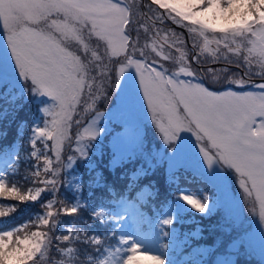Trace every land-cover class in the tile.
<instances>
[{
  "label": "snow or ice",
  "instance_id": "1",
  "mask_svg": "<svg viewBox=\"0 0 264 264\" xmlns=\"http://www.w3.org/2000/svg\"><path fill=\"white\" fill-rule=\"evenodd\" d=\"M166 21L187 29L189 36L198 34L203 47L193 41L191 55L182 51L184 33L165 29ZM142 32L153 41L154 58L145 54L148 45L140 44ZM0 38L5 43L0 52V94L17 92L10 90L19 82L20 97L28 93L47 98L41 101L42 123L30 129L31 156L37 161L33 183L43 187L22 192L0 179V196L21 202H35L44 192L53 196L44 205L49 210L38 217L39 226H48L47 231L38 227L29 232V224L0 230V264H40L45 258L48 264H165L169 244L159 245L160 253L150 255L147 247L142 249L143 241L125 230L124 216L117 211L139 201L147 187L139 183L129 182L120 193L107 186L115 204L93 208L90 216L91 224H110L105 231L68 227L66 234H52L61 213L72 216L84 207L74 167L80 159L90 158L93 142L105 132L100 127L104 113L95 111V101L108 99L111 89L116 90L115 97L124 92L129 76L147 103V117L150 113L163 145L172 149L152 157L149 167L138 171L147 176L156 163L167 160L174 177L176 163L194 151L200 162L196 169L203 172L204 164L212 169L225 197L226 174L235 176L240 190L237 202L264 223V0H0ZM210 45H215L213 62L222 60L224 67L198 68ZM168 61L179 64L178 70L165 67ZM228 64L244 69L243 73L233 72ZM208 72L213 74L211 82ZM254 76L259 79L253 80ZM138 125L129 126H136L138 132ZM182 133L194 137L191 145ZM73 139L74 154L65 164L61 154ZM133 143L135 147L127 152L112 147L113 170L143 155L142 139L137 135ZM90 168L96 170L95 165ZM137 179L134 173L133 180ZM65 185L73 190L75 202L54 213V204H64L55 197ZM93 186L106 187L102 172L96 171ZM179 199L205 215L216 207L208 195L197 197L180 190ZM15 211L0 206V217ZM173 215L159 222L160 236H170ZM214 264L235 261L225 255Z\"/></svg>",
  "mask_w": 264,
  "mask_h": 264
},
{
  "label": "rangeland",
  "instance_id": "2",
  "mask_svg": "<svg viewBox=\"0 0 264 264\" xmlns=\"http://www.w3.org/2000/svg\"><path fill=\"white\" fill-rule=\"evenodd\" d=\"M163 27L165 29H172L177 34L184 33V35L181 36V39L185 41V45L181 49L182 51H187L191 55L193 51L191 44L193 41H196L201 48L203 47V38L199 37L198 34H191V36H189L187 34V29L181 28L180 26L173 24L171 21H166ZM152 43V39L146 37L142 32L140 44L142 46L145 44L148 45V47L145 48V54L150 59L155 57V53H153L151 49ZM4 48L5 43L3 39L0 38V52H3ZM213 49H215V45H210L209 49L201 54L202 63L198 68L218 69L226 65V62H223L222 60L213 62ZM196 51H199V49H196ZM165 54H167V49L165 50ZM173 54L176 57H179L180 53L173 49ZM164 63L165 67L169 68L170 71H176L180 66L173 61ZM227 67L238 74H242L244 71V69L237 68L234 64H228ZM207 79L209 82L212 81L213 74L211 72L207 73ZM258 79V77H253V80ZM21 87L22 85L18 82L14 89L10 90V92H17L12 93L11 95H9L8 92L0 94V122L3 123L8 121L11 117L15 118L18 115L26 116L29 114L34 115V122L31 125L32 128L34 123H42L43 113L41 112V108L43 105L41 101L46 100L47 98L30 95L28 93H25L20 97L18 90ZM213 87H219V85L214 84ZM249 87H251V85ZM115 91V89L108 91V99L95 101V111L104 113V116L100 117V127L105 128V132L101 134V137H99L96 142H93V147L90 149V158L80 159L76 166L84 164V160H88V162L93 165L102 164L109 156H112V147L115 148L121 146L125 152L133 149L135 147L133 141L137 135L143 141L144 152L142 156L133 159L132 161L137 162L140 166H143V168L149 167V162H152V157H158L159 154L165 151L168 153L172 152V149L165 148L162 139L159 138V134L151 124L150 113H148L147 117V103L145 101L144 104L142 97L139 94V90L133 82V77L129 76L127 78L124 92L115 97ZM86 99H88V102H91L90 98ZM83 107L84 105L82 104L80 106L81 113L83 112ZM95 111L85 114L86 117L94 115ZM21 112L22 114H20ZM130 124H139L138 132L137 127L129 126ZM30 129L27 130L25 128L24 130V128H22L20 131V136L25 137L23 140L25 149H28L30 146ZM1 130L0 125V132ZM76 131L77 129L75 125H73L71 130L73 137ZM181 135L185 137V141L190 145L194 141V137L189 133H182ZM108 136L109 138H107ZM37 146L40 147L39 145ZM74 148L75 140L73 139L71 147H69L68 144L65 145L63 154L73 155ZM29 149L31 152L33 151L32 148ZM21 151V144L18 141L13 147L9 146L0 149V179H3L8 187L16 186L18 189H21L23 187V175L29 171L28 166L20 167L22 165L19 159L20 155L23 160L25 158L30 159L31 156L29 153H22ZM149 153H151V155H149ZM49 154L55 159L54 154ZM13 157L17 158L14 160ZM63 160L67 163V158H63ZM198 167H200V162L196 159L195 152L192 151L187 158L176 163L175 170L179 168L191 170L193 173L205 179L208 183L214 186L216 190V195L213 200L209 198V203L215 205L222 203L221 206L216 209L215 213L206 215L208 233L213 235L214 242L218 244L219 250L216 251L213 256L210 254L209 258L203 261L204 264H214V261L220 259V256L222 255L233 257L237 256V254L246 257L247 260L244 262L247 264H264V223L259 221L258 215L254 216L248 211L247 205L243 203L239 204V202H237V197L240 196V190L238 184L235 183V176L231 172L226 174L228 177L229 194L225 197L218 186L213 170L208 169L206 164L203 165V172L196 169ZM162 168H165L167 173L171 171L167 160L159 161L156 163L155 167L151 168L149 171L155 172V175H157ZM216 172L223 174V170L219 168L216 169ZM20 174L21 178L19 177ZM40 185L42 184H37V186ZM21 190L23 191V189ZM27 191L28 190L24 192ZM148 191H150V189H145L140 197L141 200L146 199ZM184 193L193 194L197 197L208 195L205 191L198 193L191 190H184ZM49 194L50 192H44L41 194V197H49ZM217 201L219 202L217 203ZM178 205L181 207H177ZM166 208L167 209L164 213H161L154 218L149 214H144L137 202L127 208L117 209V211L124 216L123 226L125 230L134 233L140 240H142V249L147 247L150 250V255L159 254L161 251L159 245L164 244L165 239L167 238L159 235V222L173 213L174 221L179 214H182L187 208H191V206L187 205L186 202L181 201L178 197L175 203H172ZM52 210L56 213L58 207L54 208L53 206ZM145 237H147V239H145ZM153 240L155 243H150V241ZM221 245H223V247H221ZM199 252V250L195 249L194 254L197 256ZM187 257V254L183 255L176 263H179L182 259L185 260Z\"/></svg>",
  "mask_w": 264,
  "mask_h": 264
},
{
  "label": "trees",
  "instance_id": "3",
  "mask_svg": "<svg viewBox=\"0 0 264 264\" xmlns=\"http://www.w3.org/2000/svg\"><path fill=\"white\" fill-rule=\"evenodd\" d=\"M22 114V112L20 113ZM30 116V117H29ZM34 115H18L17 117H11L8 121L0 122L1 132H0V149L12 146L18 141L21 144V152L29 153L31 156V148L25 149L23 143L24 136H20V131L22 128L28 130L31 128ZM30 127V128H29ZM23 130V131H24ZM109 138V136L107 137ZM39 146H41L38 143ZM63 158H67L68 155L61 154ZM109 156L107 160L103 161L102 164H94L96 170L93 171L90 168L88 160H84V164L81 166L74 167V174L80 177L82 184V191L80 192V202L84 207L78 209L77 214L72 216L60 214L57 219V227L53 231V235L56 234H66V229L68 227H73L75 230L88 229L90 232H103L111 225H102L100 223L91 224L90 216L93 208H97L101 205H112L115 204V199H112V193L107 191V186H111L113 191L120 193L123 191L126 184L129 182L139 183L141 186H147L148 191L146 199L141 200L137 203L140 205V209L152 216V218L157 217L159 214L164 213L167 209L166 207L175 203L179 197L180 190H191L195 192L205 191L209 195V198L213 200L216 195V190L214 186L208 183L205 179L199 175L193 173L191 170H186L179 168L175 170L174 177L172 176V171H167L165 168L160 169L159 174L155 175V172L149 171L147 176H143L140 171L142 166L137 162L132 160L127 162L124 166L118 167L115 170L109 167ZM62 158V159H63ZM20 163L22 166H28V172L23 175V189L22 192L26 190L34 189L36 187H42V185L37 186L39 182L33 183L37 178L32 175L35 172V167L37 161L31 156V158H23L20 155ZM55 161V159L53 158ZM65 162V161H64ZM66 164V163H65ZM167 164V163H166ZM40 167H43V163L40 162ZM96 171L102 172L104 176L105 188H98L93 186V181L96 175ZM136 173L138 179L133 180V174ZM22 174V173H21ZM21 174L19 177L21 178ZM20 184V182H19ZM18 184V185H19ZM203 189V190H202ZM204 193V192H203ZM151 195V198L149 196ZM75 194L73 190L66 185L58 188V193L55 197L57 201H64V204L59 203L54 204V208L71 206L75 202ZM49 199H53L52 194L49 197H40L37 201H18L15 200L7 194L0 196V206L3 207L4 211H8L9 207H15V212H9L6 217H0V230H7L14 227H22L25 224L31 225L27 231L39 230L47 231L48 226H39L38 217L42 216L48 211L44 205ZM219 201H217L218 203ZM222 203H218L215 210L221 206ZM52 210V209H51ZM53 211V210H52ZM148 211V212H147ZM84 220H89V224H84ZM206 215L203 213H198L193 208H187L185 212L179 214L176 220L173 221V225L168 226L171 228L170 236L165 239L164 244H169V249L165 257V264H175L178 259L183 255L187 254L188 257L185 260H179L176 264H204V260L209 258L210 254H213L219 250L218 244L214 242L213 235L208 233L206 224ZM115 243V241H112ZM195 249L200 252L196 256L194 254ZM225 255L220 256L223 258ZM55 259H59L58 256L54 255ZM235 264H247L244 261L247 260L246 257L241 255L229 257ZM40 264H48L47 258L40 261Z\"/></svg>",
  "mask_w": 264,
  "mask_h": 264
},
{
  "label": "water",
  "instance_id": "4",
  "mask_svg": "<svg viewBox=\"0 0 264 264\" xmlns=\"http://www.w3.org/2000/svg\"><path fill=\"white\" fill-rule=\"evenodd\" d=\"M190 44V43H189Z\"/></svg>",
  "mask_w": 264,
  "mask_h": 264
}]
</instances>
